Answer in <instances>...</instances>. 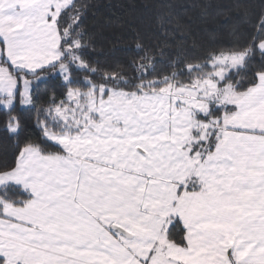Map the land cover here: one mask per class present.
Listing matches in <instances>:
<instances>
[{
	"label": "snow or ice",
	"instance_id": "1",
	"mask_svg": "<svg viewBox=\"0 0 264 264\" xmlns=\"http://www.w3.org/2000/svg\"><path fill=\"white\" fill-rule=\"evenodd\" d=\"M202 6L0 0V264H264V0Z\"/></svg>",
	"mask_w": 264,
	"mask_h": 264
},
{
	"label": "trees",
	"instance_id": "2",
	"mask_svg": "<svg viewBox=\"0 0 264 264\" xmlns=\"http://www.w3.org/2000/svg\"><path fill=\"white\" fill-rule=\"evenodd\" d=\"M90 3L94 5L92 10L90 11L87 23L91 28L94 25H98L105 21L108 17L116 18H124L127 19L133 15H139V12H131V7L135 6L137 9L144 3H149L155 5L157 0H89ZM167 3L175 5L172 8L174 13H177L179 17L191 20L192 30L197 31L199 29H206L207 32L199 31L198 35L202 40L209 39V33L218 32L219 35L217 39L226 42L231 37L228 35L229 28L225 26L226 16L219 17H208L211 21L210 23L203 24L201 23L202 16L201 14L205 11L203 8V4L207 3L208 0H166ZM213 3L224 4L229 3L230 0H212ZM235 15V13H232ZM109 35V33L105 32V36ZM107 48L108 41H101ZM131 40L125 41L124 47L130 46ZM54 87V82L49 81L47 84H42L37 90V104L39 105L45 99L46 92ZM3 149V145H0V150Z\"/></svg>",
	"mask_w": 264,
	"mask_h": 264
}]
</instances>
